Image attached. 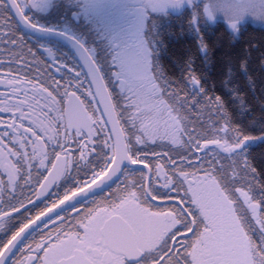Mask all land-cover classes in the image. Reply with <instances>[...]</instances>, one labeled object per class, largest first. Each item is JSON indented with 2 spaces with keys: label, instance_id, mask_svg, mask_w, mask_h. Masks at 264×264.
Masks as SVG:
<instances>
[{
  "label": "snow or ice",
  "instance_id": "1",
  "mask_svg": "<svg viewBox=\"0 0 264 264\" xmlns=\"http://www.w3.org/2000/svg\"><path fill=\"white\" fill-rule=\"evenodd\" d=\"M247 15L264 0H0V264H264L247 59L221 95L166 43L194 33L207 68L204 33Z\"/></svg>",
  "mask_w": 264,
  "mask_h": 264
},
{
  "label": "trees",
  "instance_id": "2",
  "mask_svg": "<svg viewBox=\"0 0 264 264\" xmlns=\"http://www.w3.org/2000/svg\"><path fill=\"white\" fill-rule=\"evenodd\" d=\"M204 35L207 42L213 46L211 64L207 68H205L203 63V57L197 50L198 41L192 32L182 35L178 40H171L168 43V54L173 59L178 57L186 58L191 55L195 60L198 73L207 71L212 77L210 83L217 85V94L221 95H226L220 86V81L224 78L229 59L233 68L236 69L241 60L246 58L248 62L247 75L243 72H237L234 82L238 83L241 92L247 95L249 102L254 107V115L259 118V103L260 100H264V27L246 23V30L238 38L232 37L223 28H214L212 34L205 32ZM170 70L171 73L176 75L180 71L178 65H171ZM248 78H251L254 82V87H249ZM250 134L259 135V128ZM251 152L252 157H254L253 163L259 170L261 157L264 155V145L252 148Z\"/></svg>",
  "mask_w": 264,
  "mask_h": 264
},
{
  "label": "flooded vegetation",
  "instance_id": "3",
  "mask_svg": "<svg viewBox=\"0 0 264 264\" xmlns=\"http://www.w3.org/2000/svg\"><path fill=\"white\" fill-rule=\"evenodd\" d=\"M40 18L41 19H43L44 17H43V15H41L40 16ZM174 23H179V22H174ZM175 24V25H176ZM175 25H173L174 26V28H175ZM189 33V32H188ZM194 34V33H193ZM41 43H46L47 41H46V39H41V41H40ZM171 42V40L170 41H167V46H168V43H170ZM169 56H171L170 54H168ZM201 55V54H200ZM201 57H202V55H201ZM0 59H7V56L5 55V56H3V57H0ZM162 64L164 65V67H165V70L171 75L172 73L170 72L171 70V63H170V60H169V58H168V56H164L163 58H162ZM35 71V70H34ZM41 71H44V69H41ZM179 71V70H178ZM52 75H54L55 76V78L56 79H60V75L61 74H58V73H55L54 71L51 73ZM179 74H180V71L178 72V75L177 76H179ZM3 89H0V91H2ZM156 151H159L160 149H155Z\"/></svg>",
  "mask_w": 264,
  "mask_h": 264
},
{
  "label": "rangeland",
  "instance_id": "4",
  "mask_svg": "<svg viewBox=\"0 0 264 264\" xmlns=\"http://www.w3.org/2000/svg\"><path fill=\"white\" fill-rule=\"evenodd\" d=\"M218 15V18L223 22V14L222 13H218L217 14ZM245 22L246 23H250V24H254V25H258V26H263L264 27V25H262V24H264V21H260V20H253V17H251L250 15H247V16H245Z\"/></svg>",
  "mask_w": 264,
  "mask_h": 264
}]
</instances>
